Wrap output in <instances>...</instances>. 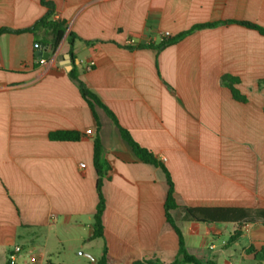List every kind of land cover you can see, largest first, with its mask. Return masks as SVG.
I'll use <instances>...</instances> for the list:
<instances>
[{"label":"crops","instance_id":"1","mask_svg":"<svg viewBox=\"0 0 264 264\" xmlns=\"http://www.w3.org/2000/svg\"><path fill=\"white\" fill-rule=\"evenodd\" d=\"M48 1L79 37L70 63L63 65L64 39L44 63L35 57V42L50 53L43 28L0 34V264H9L16 245L15 264H60L69 249L63 235L77 228V247L100 241L109 264L170 263L177 255L178 236L164 212V170L142 162L99 106L97 123L68 75L74 65L118 124L168 171L188 252L214 264H264L254 259L264 246L263 217L202 221L185 210H264V34L228 22L264 27V0ZM45 11L41 0H0V28L28 27ZM213 22L162 44L165 32L172 37ZM138 44L149 46L129 48ZM222 75L239 79L245 102L232 97ZM57 130L81 137L52 140ZM96 131L112 169L102 184L103 238L90 239ZM101 254L94 260L77 252L70 264L95 263Z\"/></svg>","mask_w":264,"mask_h":264},{"label":"trees","instance_id":"2","mask_svg":"<svg viewBox=\"0 0 264 264\" xmlns=\"http://www.w3.org/2000/svg\"><path fill=\"white\" fill-rule=\"evenodd\" d=\"M41 3L43 6H45L46 11L44 15L40 17L37 21H35L32 25L21 29H10L7 27H2L0 28V34L7 32L10 33L32 32L35 34L37 30L43 28L47 30L50 34L49 40L44 42V44L47 43L50 46V54H53L56 51V49L64 39L65 42L68 44V53L72 58V49L74 43L77 40H79V37L73 32H67V23L64 19L54 17L55 7L51 1L41 0ZM228 22H236L241 25L257 29L260 33L264 34V27L256 25L255 23H252L250 21L229 20ZM217 24L218 22L194 25L190 29L180 32L175 36L169 37L168 35L166 37H163L162 44L167 45L174 43L179 39H181L182 37H184L185 35L194 31L195 29L214 26ZM146 46L149 45L138 44L136 46H129V48H133V47L141 48ZM68 75L76 82L82 98L85 100L87 105L92 110L96 121L98 119L94 109L95 106H99L106 112V114L110 117L113 123L118 127L122 138L126 140L127 143L131 146L134 154L142 162L159 165L160 167H162V169L166 174L168 191H167L166 199L164 201V212L167 222L172 226V228L174 229V231L178 236L177 255L174 258V260L171 261L170 263H161L156 259H149V260L135 261L133 264H214L213 262L210 261H203L197 258L195 255L188 252L182 233L175 224V220H174L175 212L179 208V206L174 197L173 183L168 174V171L166 170L162 162H160L149 149L137 143L132 138V136L130 135L127 129L121 127L118 124L117 119L115 115L112 113V111H110L100 101L97 95L94 92H92L90 89H88L86 85L78 78V70L75 65L68 72ZM221 81L223 85L230 90L232 97L235 100L240 102L246 101V97L242 95L235 87V85L239 82V79L237 77L232 75H222ZM258 86L264 90V79L258 80ZM263 111H264V103H263ZM49 136L52 140L77 141L80 139L81 133L76 130H57L51 132ZM92 143H93L92 161L97 175L96 178L97 203L91 217L92 234L90 236V239H95V238H103L104 225L102 221V215L105 208V198L102 193V184L105 179H109L112 166L106 157V150L102 146L98 131H96V133L93 135ZM185 210L192 217L202 221H224V220H231L233 218H236L238 220L243 219V220L251 221L259 217L264 218V210L240 209L235 211L234 209L188 208V207L185 208ZM249 251H253V248H250ZM254 259L256 261H264V246H262L260 249L255 251ZM109 262H110V257L107 253V248L106 246H103L102 254L100 255V257L97 258L95 263H91V264H109ZM47 264H52V263L47 262Z\"/></svg>","mask_w":264,"mask_h":264},{"label":"rangeland","instance_id":"3","mask_svg":"<svg viewBox=\"0 0 264 264\" xmlns=\"http://www.w3.org/2000/svg\"><path fill=\"white\" fill-rule=\"evenodd\" d=\"M79 229H71L70 233L63 235V238L65 239V242L67 244V246H69V249L62 251L61 252V257H64L65 259L63 260L62 263L60 264H70L72 257L76 256L77 252H84V253H89L91 254L93 257H97V254L100 253L102 251V244L101 242H94L91 246V248H79L77 247V245H79L77 243V241L75 240L76 236H79ZM73 246V249H72ZM54 262H57L56 259H53Z\"/></svg>","mask_w":264,"mask_h":264},{"label":"water","instance_id":"4","mask_svg":"<svg viewBox=\"0 0 264 264\" xmlns=\"http://www.w3.org/2000/svg\"><path fill=\"white\" fill-rule=\"evenodd\" d=\"M34 55L36 58L38 59H41V58H44V59H48L49 58V55L50 53L44 49V46L42 43L40 42H35L34 43ZM63 59H67L66 61L64 60L63 62V65L67 64V63H70V56L68 53H66L63 57ZM88 257H90L91 259H94L95 260V257H93L91 254L89 253H85Z\"/></svg>","mask_w":264,"mask_h":264},{"label":"built area","instance_id":"5","mask_svg":"<svg viewBox=\"0 0 264 264\" xmlns=\"http://www.w3.org/2000/svg\"><path fill=\"white\" fill-rule=\"evenodd\" d=\"M168 35H169L168 32L163 33V37H166ZM44 62H45V59L41 58L40 63H44ZM86 133H90V131L87 130ZM81 166H84V164H81ZM20 253H21V247L18 245L14 246L12 251L8 255L9 264H15Z\"/></svg>","mask_w":264,"mask_h":264}]
</instances>
